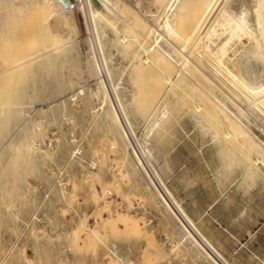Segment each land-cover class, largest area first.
<instances>
[{"label": "bare ground", "instance_id": "bare-ground-1", "mask_svg": "<svg viewBox=\"0 0 264 264\" xmlns=\"http://www.w3.org/2000/svg\"><path fill=\"white\" fill-rule=\"evenodd\" d=\"M148 1L155 9L144 15L129 14L117 0H0V182L7 171L18 178L23 164L37 162L32 150L42 138L41 125L30 105L46 100L35 106V114L51 115L59 123L75 112L70 103L77 101L83 125L90 133H103L109 154L115 153L112 160L126 166L120 173L141 185L148 200L180 228L172 249L182 247L203 264H235L199 228L167 179L175 170L173 136L180 140L191 130L200 134L199 146L209 144L220 160L224 152L223 159L234 157L251 176H264V0ZM76 9L85 14L82 21L88 18L92 38L83 43L86 51L71 35ZM142 123L145 134L138 138ZM59 145L61 150L64 143ZM77 152L71 150L66 164ZM54 157L45 154L41 164ZM58 159L57 167L64 155ZM39 174L50 180L56 172L45 177L40 169ZM186 174L176 176V183L184 185ZM107 187L95 190L96 198L106 197ZM23 206V212L29 209L30 200ZM112 215H100L102 227L80 221L75 231L103 240ZM108 250L114 264H132L116 247Z\"/></svg>", "mask_w": 264, "mask_h": 264}, {"label": "rangeland", "instance_id": "rangeland-1", "mask_svg": "<svg viewBox=\"0 0 264 264\" xmlns=\"http://www.w3.org/2000/svg\"><path fill=\"white\" fill-rule=\"evenodd\" d=\"M117 1L119 8L127 10L129 14L134 11L145 15V11L149 14L150 9H155L148 0H144L146 4L143 2L141 6H137L132 0ZM74 12L72 20L76 24L71 23L75 27L71 35L76 42L79 39L78 43L85 46L84 49L81 45V51H86L87 43H83L91 37V31L86 26L88 18L86 15V19H83L86 20L85 29L82 21L85 14L81 9ZM141 13H138L140 18L143 17ZM64 33L66 34V31ZM78 34L81 35L80 38ZM124 86L125 84L121 87ZM44 102L46 100L37 101L35 106L39 108ZM76 102L70 103L75 112L61 116L59 123H53L51 115L35 114V106L30 105L32 118L38 116L36 119L40 120L39 133L42 138L37 139V148L32 150L37 162L33 163V166L23 164L18 178L6 170L7 174L5 171L6 176L4 175L2 183L0 182V264H114L113 259L116 258L109 252L110 246L116 247L132 264H203L201 260H197L199 258L194 259L196 257L182 247L172 249V241L181 234L180 228L158 209L155 202L148 200L141 185L123 175L126 166L118 160H112L115 153L109 154L112 151L105 145L107 140L103 133H90L83 125V110L81 111L80 103ZM70 105L69 109L72 111ZM250 112L257 118L254 111ZM144 131L142 123L137 129V137L142 138ZM195 131L191 130V133L186 135L180 131V140L178 134L173 136L171 150L173 149L172 152L176 155L175 170L168 176V186L199 228L228 260L235 264H263L264 176H251L234 157L223 159L224 152L223 156L219 155L222 158L220 160L218 155L215 156V153L210 151L209 144L199 146L201 137L200 134H194L197 133ZM32 134L33 130L29 131L28 136ZM197 135L199 136L196 137ZM60 142L64 143L62 151L59 150ZM75 148L78 151L75 159L66 164L71 150ZM104 148L108 149L106 153L109 155L103 153ZM47 153H53L54 159L47 161L46 165L41 164L42 157ZM61 153L64 159L59 164L62 168L60 170L56 164ZM214 161H218L219 165ZM97 162H101L102 166ZM154 163L156 165V162ZM223 168L224 171L227 168L225 174L222 172ZM40 169L45 177L53 172L56 174L50 180H45L39 174ZM183 172L187 173L184 185L176 183V176L182 175ZM210 174H213L212 177ZM102 185L109 189L108 195L101 199L103 203L94 194L95 190L101 192ZM28 200L31 206L23 212L22 206ZM112 214L115 215L112 223L105 230L108 237L103 240L87 234L88 231L85 230L75 231L81 222L89 227H102L100 215L104 217L102 219H111ZM259 257H262V260Z\"/></svg>", "mask_w": 264, "mask_h": 264}]
</instances>
